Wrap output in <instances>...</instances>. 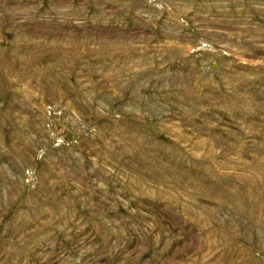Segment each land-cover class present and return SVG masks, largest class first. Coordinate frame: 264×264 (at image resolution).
Wrapping results in <instances>:
<instances>
[{"label":"rangeland","instance_id":"rangeland-1","mask_svg":"<svg viewBox=\"0 0 264 264\" xmlns=\"http://www.w3.org/2000/svg\"><path fill=\"white\" fill-rule=\"evenodd\" d=\"M0 264H264V0H0Z\"/></svg>","mask_w":264,"mask_h":264}]
</instances>
